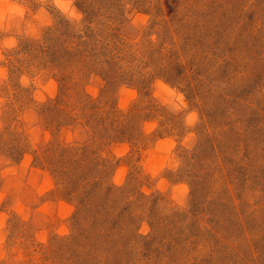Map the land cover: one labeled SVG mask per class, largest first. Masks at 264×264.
Returning a JSON list of instances; mask_svg holds the SVG:
<instances>
[{
  "label": "rangeland",
  "instance_id": "rangeland-1",
  "mask_svg": "<svg viewBox=\"0 0 264 264\" xmlns=\"http://www.w3.org/2000/svg\"><path fill=\"white\" fill-rule=\"evenodd\" d=\"M0 264H264V0H0Z\"/></svg>",
  "mask_w": 264,
  "mask_h": 264
},
{
  "label": "clouds",
  "instance_id": "clouds-1",
  "mask_svg": "<svg viewBox=\"0 0 264 264\" xmlns=\"http://www.w3.org/2000/svg\"><path fill=\"white\" fill-rule=\"evenodd\" d=\"M5 7H8V5L7 4H5ZM11 7H12V10L13 11H16V12H22V9H20L18 6H16V5H11Z\"/></svg>",
  "mask_w": 264,
  "mask_h": 264
},
{
  "label": "trees",
  "instance_id": "trees-1",
  "mask_svg": "<svg viewBox=\"0 0 264 264\" xmlns=\"http://www.w3.org/2000/svg\"><path fill=\"white\" fill-rule=\"evenodd\" d=\"M115 186H112V188H114Z\"/></svg>",
  "mask_w": 264,
  "mask_h": 264
}]
</instances>
